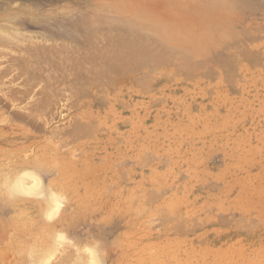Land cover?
Wrapping results in <instances>:
<instances>
[{"label": "rangeland", "instance_id": "rangeland-1", "mask_svg": "<svg viewBox=\"0 0 264 264\" xmlns=\"http://www.w3.org/2000/svg\"><path fill=\"white\" fill-rule=\"evenodd\" d=\"M213 1L215 2V0ZM219 1L220 0H217L216 3ZM119 2H121V0H0V25L9 29V32L13 33L14 39L18 38L19 36L17 34L20 35L21 33L22 36L24 35L25 37L31 38L27 39L32 42H28L26 39L24 40L25 37L23 38L22 36L18 38V40L11 39L9 41V39H7V41L0 39V164L2 166L9 164L10 166L8 165L7 167L12 166V169L18 171L23 169L27 164V159H31L33 156H39L40 158L42 156L41 159L43 162H45L44 160H47V158L54 156V163H56L57 159V161L60 160L65 164L62 163L56 170L53 168L55 170L53 175H51L52 173L50 174L53 170L49 166V160L46 161L48 164L45 162L46 164L41 165V170L45 171H41L40 175L44 184L48 185L50 181H54L58 177L57 175H59V171H62L61 169L65 170L67 168L66 166H70L71 169L77 167L78 170H83L88 164L94 165L97 168L100 166L103 167L107 156L115 155L114 152L125 151L126 149L129 152L126 153V156H124L121 159L122 161L117 165V173L112 172L110 174L113 178L107 181L105 185L107 189L104 187L105 192L102 189L103 194L99 197H92L95 199L88 205L83 204V200H85L86 197L82 199L84 190L81 186H75L76 189L79 187V191H76V189L73 190V188H67V192L65 189L63 192V189L61 190V188L57 186L51 187L53 190L56 188L54 192L63 199V202H60L62 205L59 206L58 215L53 217L48 223L51 224L53 234L55 233L58 235L57 233H61L59 235L63 236V242L66 245H61L63 244L62 242L57 243L55 246L56 248L58 247L57 251L59 253H54V256L52 255L54 258L50 257L53 259L49 261H51V264H53V262L54 264H62L60 260L62 261V259L67 257L65 258L68 260L67 264H70L71 261L73 264H77L79 263V259H76L77 251L85 247V245L87 247V244L94 246L96 243H91L96 238L97 240L95 241H98V245L100 244L101 247L102 253L100 252V254H103V256L101 255L99 257H104V264H124L122 263L123 258L120 259L121 251L114 248L115 239L120 236L118 234H124L129 231L134 232V240H138L139 248H144L142 250L138 249L131 251L134 255L132 259L136 260L138 264H150L148 261L149 255H147V253L158 254L163 248H167L168 245L173 244H181L182 246L180 245V247L175 248L176 251L171 254V260H169L167 256L161 254L162 257L160 256V260L158 259V261H161L159 264H184V260L190 257L189 251H191L190 253L203 252L202 261L199 262V264H215L212 259L214 253H225L239 246H244L249 252L261 250L262 253L260 252V254L263 255L264 0H261V7L263 8L259 7L251 12L245 11L241 16L242 20L245 22L242 21L243 23H240L243 24V26H237L243 31L247 30L249 36L251 34L249 39H247L248 42L243 39L240 43L237 42L233 44V47L226 48L227 50L225 49L221 53V56H223L221 60H224L226 55L227 59L231 56L229 57L231 62H229L232 66H230L231 64L228 63L227 60H224L225 62L223 60H214L212 63L209 62L206 64V66H208L206 70L210 72L207 73L206 71L207 75L204 74L205 66L204 69L202 68V74L199 73L201 69H196V73L192 71L190 74L191 76L188 74L189 76L184 77L181 72L180 74L179 71L176 70L178 69V61L175 59H172L174 60L172 64L170 60H167V65L165 63L163 65L157 64L155 67L153 64L150 65L149 62H146L144 64L145 67H141L146 71L144 69L140 71L139 69V73H137L138 69L136 71L130 70L129 72L126 71V73L123 72V74H125L124 76L121 73L122 77H120L121 75L119 73L120 76L118 74L115 76L111 74L112 77H110V74H106L105 80L99 73H96V77L91 73L93 77L90 75L91 77H89V79L91 78L90 80L92 81L90 82V80L87 79L89 75H86L87 77L85 78L87 80H84L87 82L89 81L88 84L92 83L89 84L91 86H88L86 82L84 86L81 83L83 82L81 78H84V76L81 74L83 73V75H85L86 70L89 69V65L86 63L90 61L93 62V60H97L98 57L97 55L93 56L90 54L89 56L97 58L94 59L92 57L93 60L88 61V59H91L88 56L89 50L87 51L86 49L88 46L84 45L85 42L80 35L71 33L69 29L74 27L75 24L72 22L76 21L75 18H84V15L89 14L88 12H95V10L120 6L121 3ZM20 5L22 7L24 6L26 9L24 10V8H21V11ZM111 10L114 11L115 9L112 8ZM115 12L120 13L118 10ZM18 13L21 15H18ZM14 15L18 16L16 17L18 19L24 17V21L21 23L19 20H15L16 18L13 19L21 26L18 27L10 18H7L9 21H5L7 20L5 17ZM80 15L83 16L80 17ZM26 19L29 20V23L26 22L25 24V21H27ZM233 20L235 21V19H230V23H233ZM11 22L14 23L13 25H16L13 27L10 25ZM37 22L40 24L38 25ZM234 23H236V21ZM18 31H20V33ZM14 32L17 33L15 34L16 36ZM22 32H25V34ZM53 33L54 35L51 36ZM61 34H63V36ZM36 36H39V38L46 37L39 39ZM50 36L52 37L51 39ZM56 36H58V40L61 41H65L68 38L69 42L68 40L66 41L69 43L70 47L67 46V42L66 45H63L64 42H62V45L63 49H66L64 46L70 48V51L68 48V51L65 50V52L67 51L66 54L64 52L65 56H68L70 60L74 56L72 54V57H69L71 53L78 54L83 51L84 48L86 49L85 51H87L88 54L86 55V53H84V56L88 58L83 59L85 57L83 55L81 56L80 53L79 56H81L82 59L77 56V58L83 60L82 64L85 66V69L87 68L86 70L77 71V63H80V67H84L81 66L82 64L79 59L76 60V55L74 56L75 59L73 58L75 61L73 59L67 61V58H63L62 54L59 55L60 57L58 56V59L63 58L66 60H63L65 62H60V60L58 61V59L56 60L53 57L50 58L51 60L48 59L47 53L51 52V48H53L51 52L53 55L55 51L56 54L58 53L57 50L61 49L60 53L62 51V45L58 41H53L56 46H53V42L49 44L52 39L55 40V38H57ZM251 38H253V41ZM43 39L44 41H41ZM45 39L48 42H45ZM70 39L71 44L74 41L72 44L73 49H71ZM100 39L101 43H103V38ZM19 40L22 42H19ZM80 40L84 46L79 45L78 47L75 43L79 41L78 44H80ZM98 40H96V43L100 42ZM74 44L76 46H74ZM57 46L61 48H55ZM93 46L95 47L96 44ZM99 46L100 45H98V47ZM102 46L101 44V48H103ZM245 46L249 52L246 51ZM41 47L43 48L41 49ZM76 47L78 48L75 49ZM94 47L93 49L100 50V47L98 49ZM36 48L38 50L41 49L40 51L44 49L45 53L48 52L46 55H39L41 52L39 53ZM45 49H47V51ZM54 49L55 51L53 52ZM239 49H244L246 52L243 51L244 53H241L242 50L240 51ZM68 52L71 53L67 55ZM246 54L250 55L247 57ZM47 60L50 61V63H47L48 65L44 63L47 62ZM53 60H55V63L52 62ZM65 63H71L72 67ZM223 63H228L229 65L225 64L227 67L223 68L224 65H221ZM147 64L152 67L151 70L148 66L146 67ZM209 65L212 66L211 69ZM55 67H57V69H55ZM61 67L64 70L62 69L61 71ZM80 67L78 66V68ZM67 68L68 71L66 70ZM153 69H155V72ZM66 71L67 73L76 72V74L74 73L72 77L71 74H67ZM79 71L82 76L81 78H79V76L75 77L79 74ZM55 72L59 73L60 76L59 74L56 76ZM87 72L89 73L90 70ZM192 73L194 74L192 75ZM228 73L231 74L228 76ZM66 74L70 75V78L66 76ZM97 77L100 82L97 81ZM101 77L103 80L100 79ZM232 77L234 79H232ZM44 78L45 81H41ZM67 78L69 80H67ZM94 78L96 81H94ZM107 78L111 79L107 80ZM50 79H52V81H49ZM54 79L57 83L59 82L60 85L54 84L56 83ZM63 80L64 82H62ZM141 81L143 83H141ZM48 82H50V84ZM55 85L58 86H56V93L54 94L53 91H55V88L53 86ZM83 87L86 88L84 89ZM82 88L84 91L80 90ZM53 95L55 96L53 97ZM48 97L49 101L47 99ZM181 106L183 108H181ZM93 125H95L97 129H94ZM85 127L87 129L93 127V129H89L90 133L85 134ZM189 127H191V133L188 132L187 135L183 134V137L182 135L178 136V133H176L177 129ZM73 128L76 136L72 133ZM79 129L82 130V132ZM77 130L79 132H77ZM89 130L87 132H89ZM78 133H81V135ZM70 134H73L75 139ZM77 135H79L80 138H78ZM179 138L180 140H177ZM145 145H148L150 149H142ZM244 147H256L258 156L253 155L254 158L244 156L242 154V148ZM136 149L145 150L147 154L143 153V151L142 158L146 160V163H141L140 165L142 158L138 160L135 156L138 152L135 151ZM147 151L150 152L148 153ZM230 154L237 160L236 162H240L239 164L242 165V168H238L235 165L230 159ZM250 158H253V160L251 161ZM167 161L171 163L169 162V164H167ZM137 163H139V165ZM153 173L156 174L155 177L157 180L155 181L157 185H155L157 187L147 185L145 186V192L141 184L152 177L151 175ZM55 174L57 175L55 176ZM53 176H55L54 179H52ZM66 180L68 181L69 179L66 178L65 181ZM65 181L63 180V184L67 182ZM71 183L72 182H70V185L68 184L69 187H73ZM139 186L141 187L140 190ZM131 187L133 188V192ZM57 188L59 192H56L58 191ZM153 188L155 189L154 192L151 191ZM147 189L149 190L147 191ZM136 191L138 192L136 193ZM181 191H183V193ZM144 192L145 194L148 192L149 195H144ZM156 192L159 194L157 195ZM133 193H136L135 196H133ZM61 194L62 196H60ZM130 194L132 195L131 199L136 197V199H132L137 202L133 209H138L139 205V209H141L144 205V207L146 206L144 210H146L141 212L142 214L135 213L134 211L136 210L132 211L133 209L127 212L125 211L122 216L123 220L119 214L118 216L117 213L114 214L111 210L114 209V204L117 201L120 199L122 201L125 198L127 199ZM174 195L175 198L178 196L177 198H180L179 200L181 202H178V206L175 204L173 207V209H175L173 211L171 209L170 211L172 212L170 213L167 210L168 208L166 209L162 203L163 201L164 204L165 202L170 203L169 201L174 199ZM239 195H243V197L239 199ZM153 197L155 201H153ZM149 198L152 203L149 201L147 203V200H144L142 203L143 199L150 200ZM226 198L228 199L226 200ZM1 199L0 201L2 202L3 198ZM39 199L32 198L26 201H18L15 206L12 205L6 208H3V203L0 202V253L2 254L0 255V264H26L27 260H29L27 263L29 264L31 262L30 259L33 261L35 258L37 259V255H39L43 249L47 248L49 243L51 244L49 247L55 243L47 238H44L43 242L42 239H38L37 241L35 239L36 242L33 239L36 238V232L33 231L38 229L37 224L45 222L37 218L39 217L37 214L40 213L39 211V213L36 212L38 210L37 206L42 201V198ZM36 201H38V203ZM220 201H222L223 204L217 206L219 203H222ZM35 202L37 204H34ZM255 202H262L263 204L253 208ZM187 203L188 205H186ZM210 205H212V207ZM155 206L161 207L160 210H162V212L156 211L157 208ZM126 213L132 215L130 216ZM164 215L167 217L168 222ZM163 217L165 219L163 220L164 223L161 221ZM156 218L158 221H156ZM182 218H184V221ZM151 219L156 220H154V222ZM125 222H134V224L128 227ZM99 223L101 226H97ZM146 223H149L150 226ZM26 225H28L30 230ZM17 226L20 227L18 228ZM14 227L23 232L21 233L19 232L20 230H15ZM25 227L27 229H25ZM54 229L58 232L56 233ZM101 229L104 230V233ZM32 234L35 236L32 237ZM91 238L94 239L92 240ZM8 240L10 242H8ZM29 243L31 244L29 245ZM5 244L7 245L6 247ZM28 246H35L38 251L41 250L39 253L37 252V254L35 253V251H37L35 248H32L33 250L29 248L30 252L32 254L34 253L37 257L34 254V257H31V254V258L27 257L28 259H26L25 256ZM40 246H44L45 248L42 247L43 249H41ZM148 248H150V250ZM151 248H153L152 252ZM17 252L19 254H17ZM20 252L25 253L21 254ZM139 253L142 254L139 255ZM83 257L80 258H82L83 261L84 259L86 260V258L83 259ZM205 258L206 260H204ZM82 260L80 259L79 261ZM58 261L59 263H57ZM151 263L154 264L152 261Z\"/></svg>", "mask_w": 264, "mask_h": 264}, {"label": "bare ground", "instance_id": "bare-ground-1", "mask_svg": "<svg viewBox=\"0 0 264 264\" xmlns=\"http://www.w3.org/2000/svg\"><path fill=\"white\" fill-rule=\"evenodd\" d=\"M211 0V1H207V0H121V5L120 6H113V7H109L107 9H100V10H95V12H88L89 14H86L87 15H84V18H74L76 19L75 22H71L74 23V27H71L69 29V31L71 33H76V35H80V37L82 38V40L85 42V46L87 45L88 47H86L87 51L89 50V54L87 53V51H85L86 49L84 48L83 51L79 52L81 54V56L85 55L84 53H86V55L88 54V56L91 54L93 56L97 55V60H93V58L91 56H89V58L91 59H88L89 60H93L96 61L94 63H98V64H94L92 61V63L88 62L86 63L87 65H89V69H85V66H83V60H81V56H79V53L78 54H74V53H71V56L69 57H72V54L76 57V60H78L80 57L81 59H79L81 61V66H83L84 68L80 67V63L78 64L77 63V71L78 70H86V74L83 75V73L81 74L80 71H79V74L76 75L75 77L79 76V78H81L82 76H84V78L82 77L81 80L83 79V82L82 85H86V83L88 84L87 81H84L88 75V80L89 77H93V75L96 77L97 74L96 73H99V75H101L103 77V79L106 80L105 76L106 74H110V77H112L111 74H114L117 75L118 73L121 75L124 76L126 73V71H136L137 69V73H139V69L140 71L143 70L141 67L144 66L145 67V63L146 62H149L150 65L153 64V66L155 67V65H163L164 63L167 65V60L171 61V64L174 62V60L172 59H175L178 61H176V63L178 64V67L177 65L174 63V65H176V67L179 71V73L181 72L184 77L186 76H189L191 74V72H195L196 69H201L199 73L202 74V68L204 69V67L206 66L207 63L214 61V60H219V61H222L221 60V53L223 52V50H225L226 48H229L231 47L233 44L242 41L243 39H245V41H247V39H249V32L246 31H243L241 30V28H238L237 26L238 25H242L243 24H240V23H243L245 21L242 20V14L246 11V12H251L253 10H255L256 8H263L261 7V0H220L218 3H216L217 0H215V2ZM117 4H118V1H117ZM116 4V5H117ZM263 4V2H262ZM14 5V4H13ZM21 6V5H20ZM19 6V7H20ZM21 8H24V6L20 7ZM114 8L115 10L112 11L111 9ZM19 9V10H20ZM26 8H24L25 10ZM116 10L120 11V13H117L115 12ZM17 11V10H16ZM22 11V9H21ZM25 12V11H23ZM22 12V13H23ZM16 13V12H14ZM26 13V12H25ZM65 13V12H64ZM67 13V12H66ZM91 13V14H90ZM20 13H18L19 15ZM27 14V13H26ZM16 15V14H15ZM9 16V17H5L6 19L7 18H10L11 20L15 19L16 17L18 16ZM21 15V14H20ZM24 15V14H23ZM83 15H80V17H82ZM64 17V16H63ZM22 18V17H21ZM16 18L15 20H19L20 23L23 22V18ZM67 18V17H65ZM71 18V17H69ZM21 19V20H20ZM63 19V18H62ZM78 19V20H77ZM230 19H235L236 23H234L235 21L233 20V23H230ZM4 20V19H3ZM13 20L15 23L17 21ZM27 20V19H26ZM38 20L40 21V19L38 18ZM5 21H9V19L5 20ZM12 21V22H13ZM38 21V22H39ZM243 21V22H242ZM10 23V25H12L13 27L15 25H13L14 23ZM29 23V20L25 21V24ZM37 22V24H38ZM43 22V21H41ZM9 23V22H7ZM5 23V24H7ZM19 23V22H18ZM31 23H35V22H31ZM40 24V23H39ZM38 24V25H39ZM47 24V23H46ZM18 25V24H17ZM36 25V24H35ZM62 25V24H61ZM21 26L20 24L18 25V27ZM59 26V25H58ZM68 26V25H67ZM66 26V27H67ZM21 28V27H20ZM68 28V27H67ZM19 29V28H18ZM56 29V28H55ZM60 29V28H59ZM66 29V28H65ZM21 30V29H20ZM58 30V29H57ZM52 31V29H51ZM64 31V30H63ZM256 31V30H255ZM20 33V31H18ZM49 32V30H48ZM62 32V31H61ZM65 32V31H64ZM69 32V33H70ZM23 33V32H22ZM27 33V32H26ZM47 33V31H46ZM45 33V35H46ZM17 34L16 32H14V35ZM25 34V32L23 33ZM57 34V33H55ZM60 34V33H59ZM72 34V36H73ZM18 38H20L22 35L20 33L17 34ZM27 35V34H26ZM44 35V34H43ZM48 35V34H47ZM53 34H51V36H53ZM63 36V34H61ZM65 35V34H64ZM68 35V34H67ZM16 36V35H15ZM50 36V39L52 38ZM23 38L25 37L24 35L22 36ZM37 37V36H36ZM46 37V36H45ZM45 37H40L39 36L37 38L39 39H42V38H45ZM55 37V36H54ZM57 38H55V40H49V44H52V42L54 41H58L59 43H61V45L63 44L62 42H64L63 45H66V40H68V38L64 41V40H58V36H56ZM65 37V36H64ZM18 38L14 39L13 37V33H10L9 32V29H6V27H4L3 25H0V39H4V40H7L9 39V41L12 39L14 40H18ZM21 38V39H23ZM29 37H25L24 40L26 39V41L28 42H31L29 39H27ZM35 38V37H34ZM61 38V37H60ZM100 38H103V43H101V39ZM57 39V40H56ZM99 39V40H98ZM252 41H253V38H251ZM250 39V40H251ZM100 41L98 43H96L97 41ZM249 40V42H250ZM1 41V40H0ZM8 41V40H7ZM35 41V40H34ZM40 41V40H39ZM41 41H44L41 40ZM19 42H22L19 40ZM45 42H48L46 39H45ZM53 42V44H54ZM69 42V40H68ZM67 42V46H69V43ZM95 42V43H94ZM248 42V41H247ZM12 43V41H11ZM27 43V42H25ZM32 43V42H31ZM41 43V42H40ZM57 43V42H56ZM74 43V41L72 42V44ZM79 43V41H78ZM78 43H75L77 44V46L79 47V45L81 46H84L82 45L83 43H81V40H80V44ZM16 44V43H15ZM14 44V45H15ZM18 44V42H17ZM24 44V42H23ZM43 44V43H42ZM71 44V39H70V45H71V49H73V45ZM74 44V46H76ZM96 44V48L98 49L100 47V50H95L93 49V45ZM101 44L103 45L101 48ZM6 45V44H4ZM9 45V44H8ZM13 45V46H14ZM63 45L61 46L62 47V51L60 53V50H57V54H56V51L55 49L53 50V52L55 53L53 55L52 52V49L51 48V52L47 53V49H45L47 52V56H48V59L51 60L50 58L53 57L54 59H58V56L60 54H62L63 58L65 57V59L67 58V61H71L73 58L75 59V57L73 56V58L70 60L68 59V56H65L66 52L70 49L68 48L67 46H64L66 49H63ZM98 45H100L98 47ZM239 45V44H237ZM25 46V44H24ZM39 46V45H38ZM53 46H56L55 44ZM236 46V45H235ZM17 47V46H16ZM27 47V46H26ZM49 47V46H48ZM60 46L58 47H55V48H61ZM78 47H76L75 49H77ZM94 47V48H95ZM233 47V46H232ZM246 47V46H245ZM43 47H41L42 49ZM68 48V50H67ZM83 48V47H82ZM37 49V48H36ZM41 49H37L39 51V53L41 52V54L39 55H46V53L44 52V49L43 51H40ZM49 49V48H48ZM65 50H67L65 52ZM82 50V49H81ZM95 50V51H93ZM227 50V49H226ZM240 50V49H239ZM242 50V49H241ZM240 50V51H241ZM28 51V50H27ZM70 51V50H69ZM85 51V52H84ZM97 51V52H96ZM237 51V50H236ZM235 51V52H236ZM244 51V49L241 51V53ZM246 51L249 52L247 50V47H246ZM244 51V52H246ZM65 52V54H64ZM243 52V53H244ZM69 52L67 53V55L70 54ZM257 53V52H256ZM38 54V53H37ZM50 54V55H49ZM225 54V53H224ZM248 54V53H247ZM246 56L248 57L249 55ZM31 55V54H30ZM56 55V56H55ZM223 55V54H222ZM229 55V54H228ZM60 57V56H59ZM85 57V56H84ZM225 57V56H224ZM231 57V56H229ZM229 57L227 59V55H226V59L224 58V60L228 61V63L231 62V59L229 60ZM252 57V55H251ZM63 58H60L58 59V61L60 60V62H65L66 60L63 59ZM88 58L87 56L83 59H86ZM94 58V59H96ZM256 58V57H255ZM258 58V57H257ZM26 59V58H25ZM73 59V60H74ZM233 59V58H232ZM27 60V59H26ZM25 60V61H26ZM62 60V61H61ZM65 60V61H63ZM223 60V61H224ZM21 61V60H20ZM29 61V60H28ZM36 61V60H35ZM45 61V60H44ZM55 60H53L52 62H54ZM75 61V60H74ZM163 61V63H162ZM166 61V62H165ZM173 61V62H172ZM219 61H215V62H219ZM224 61V62H225ZM230 61V62H229ZM257 61V60H256ZM43 62V61H42ZM50 63V61L47 60V62H44V63ZM86 62V61H85ZM31 63V62H29ZM55 63V62H54ZM57 63V62H56ZM76 63V62H74ZM227 63V64H228ZM22 64V63H21ZM25 64V63H24ZM32 64V63H31ZM61 64H64V63H61ZM66 64V63H65ZM91 64V65H90ZM226 64V63H225ZM224 63L221 64L223 66V68H226L227 64L225 65ZM231 64V63H230ZM48 65V64H47ZM66 65H71V63H68ZM85 65V64H84ZM215 65V64H214ZM229 65V64H228ZM25 66V65H24ZM22 66V67H24ZM31 66V65H29ZM28 66V67H29ZM59 66V65H58ZM74 66V65H73ZM78 66L80 68H78ZM148 66V64L146 65V67ZM165 66V65H164ZM232 66V64L230 65ZM254 66V65H252ZM257 66V65H256ZM49 67H50V64H49ZM52 67V66H51ZM72 67V65H71ZM87 67V66H86ZM151 70L152 67L148 66ZM157 67V66H156ZM208 66H206L205 68V72L204 74L207 75V73H210L208 72L206 69H207ZM229 67V66H228ZM66 68V66H65ZM69 68V67H68ZM68 68L66 69L68 71ZM76 68V67H75ZM74 68V69H75ZM209 68L211 69L212 66L209 65ZM208 68V69H209ZM233 68V67H232ZM235 68V67H234ZM253 68V67H252ZM36 69V68H34ZM55 69H57V67H55ZM60 69V68H59ZM62 67H61V71H62ZM72 69V68H71ZM73 69V70H74ZM26 70V68H25ZM38 70V69H37ZM36 70V71H37ZM48 70V69H47ZM53 70V69H52ZM64 70V69H63ZM70 70V69H69ZM72 70V72H73ZM90 70V74L87 72ZM145 70V69H144ZM149 70V69H148ZM155 69H153L154 71ZM60 71V72H61ZM66 71V73H67ZM76 71V70H74ZM95 71V72H94ZM146 71V70H145ZM152 71V72H153ZM207 71V73H206ZM228 71V70H227ZM27 72V71H26ZM39 72V71H38ZM155 72V71H154ZM153 72V73H154ZM197 72V73H198ZM56 73V72H55ZM54 73V74H55ZM65 73V72H64ZM63 73V74H64ZM70 72H68L67 74H69ZM76 74V72H74ZM74 73H70L71 76L73 75L74 76ZM78 73V72H77ZM88 73V74H87ZM93 73V75L91 74ZM135 73V72H134ZM151 73V74H153ZM180 73V74H181ZM196 73V72H195ZM198 73V74H199ZM36 74V73H35ZM59 73H56V76H58ZM66 76H70V75H67ZM82 76H81V75ZM104 74V75H103ZM118 74V75H119ZM187 74V75H185ZM189 74V75H188ZM194 73H192L193 75ZM226 74V73H225ZM229 74L231 73H228V76ZM233 74V73H232ZM62 75V74H61ZM87 75V76H86ZM91 75V76H90ZM119 75V76H120ZM122 75L120 77H122ZM134 75V74H133ZM143 75V74H141ZM145 75V74H144ZM147 75V74H146ZM31 76V75H30ZM55 76V75H54ZM53 76V77H54ZM60 76V74H59ZM72 76V77H73ZM109 76V75H108ZM148 76V75H147ZM146 76V77H147ZM191 76V75H190ZM233 76V75H232ZM42 77H43V74H42ZM41 77V78H42ZM52 77V76H51ZM62 77V76H61ZM102 77L100 78L101 80ZM231 77V76H230ZM48 78V76H47ZM50 78V76H49ZM70 78V77H69ZM53 79V78H52ZM52 79H50L49 81H52ZM72 79V78H71ZM70 79V80H71ZM76 79V78H75ZM86 79V80H87ZM97 81H99V78L97 77L96 78ZM96 79L94 78V81H96ZM110 80L111 78H107V80ZM230 79V78H229ZM232 79H234L232 77ZM36 80V79H35ZM55 80V79H54ZM62 80V79H60ZM67 80H69L67 78ZM146 80V79H144ZM154 80V79H153ZM29 81V79H28ZM41 81H45V78ZM40 81V82H41ZM59 81V80H57ZM80 81V80H79ZM92 80H90L91 82ZM38 82V81H36ZM42 82V83H43ZM56 82V80L54 81ZM64 82V80L62 81ZM70 82V81H69ZM75 82V81H74ZM86 82V83H85ZM100 82V81H99ZM140 82V81H139ZM145 82V81H144ZM149 82V81H148ZM178 82V80H177ZM232 82V81H231ZM46 83V82H45ZM50 84V82H48ZM76 83V82H75ZM74 83V84H75ZM95 83V82H94ZM93 83V84H94ZM138 83V82H136ZM141 83H143L141 81ZM179 83V82H178ZM54 84H59V82L57 83H54ZM78 84V83H77ZM89 84H92V83H89ZM88 86H91L89 85ZM139 84V83H138ZM227 84V82H226ZM60 85V84H59ZM81 85V84H80ZM79 85V87H80ZM84 85V86H85ZM49 86V85H48ZM47 86V88H48ZM56 86L58 85H55L53 86L55 88V91L54 94L56 93ZM86 86V87H88ZM109 86V85H108ZM76 87V86H75ZM74 87V88H75ZM82 87V86H81ZM86 87H83L84 89ZM80 89L82 91H84V89ZM49 89V88H48ZM53 89V88H52ZM78 89V87H77ZM143 89V88H142ZM252 89V88H251ZM51 90V89H50ZM54 90V89H53ZM79 90V91H80ZM47 91V90H46ZM45 91V92H46ZM58 91V90H57ZM78 91V92H79ZM48 93V92H47ZM62 93V91H61ZM58 94V92H57ZM56 94V95H57ZM164 95V94H163ZM7 96V95H6ZM49 97H52L50 95H47ZM55 95H53L54 97ZM5 97V96H4ZM3 97V98H4ZM49 97L47 98L48 101H49ZM249 97V96H248ZM9 99V97H8ZM46 99V97H45ZM52 99V98H51ZM10 101V99H9ZM193 102V101H192ZM176 103V102H175ZM152 104V103H151ZM150 104V105H151ZM181 108H183L181 106ZM178 109V108H177ZM188 109V108H186ZM203 110V109H202ZM211 111V110H210ZM195 112V111H194ZM203 113V112H201ZM247 114V112H246ZM197 115V114H196ZM176 116V115H175ZM199 116V115H198ZM201 116V115H200ZM214 116V115H213ZM248 116V115H247ZM185 119V118H184ZM195 120V119H194ZM12 121V120H11ZM262 121V120H261ZM77 122V121H76ZM159 123V122H158ZM76 125V124H74ZM78 125V124H77ZM80 125V124H79ZM113 125V124H112ZM87 126V125H86ZM192 126V125H191ZM75 127V126H74ZM84 127V126H83ZM82 127V128H83ZM88 127V126H87ZM94 129L96 128L95 125H93ZM93 127L89 128V129H93ZM147 127V126H146ZM257 127V126H256ZM78 128V127H77ZM86 132H84L85 134L87 133H90V130L87 129L86 127L84 128ZM87 129V130H86ZM97 129V128H96ZM99 129V128H98ZM80 130V129H79ZM89 130V132H87ZM254 130V129H253ZM82 132V130H80ZM96 131V130H95ZM144 131V130H143ZM191 127L189 128H185V129H177L176 130V133H178V136L182 135L183 137V134L187 135L188 132L191 133ZM223 131V130H222ZM76 132V131H75ZM77 132H79L77 130ZM92 132V130H91ZM111 132V131H110ZM114 132V131H113ZM72 133L76 136V133H74V128H73V131ZM83 133V135H84ZM221 133V132H219ZM234 133V132H233ZM261 133V132H260ZM73 134H70L72 135V137H74L75 139V136ZM81 135V133H78ZM211 135V134H210ZM78 138H80L79 135H77ZM91 136V135H90ZM151 136V135H150ZM71 137V138H72ZM88 137V136H87ZM200 137V136H199ZM77 139V138H76ZM177 140H180L177 139ZM227 140V139H226ZM128 144V143H127ZM143 144V143H142ZM61 145V144H59ZM180 145V144H179ZM245 146V145H244ZM66 147V146H65ZM107 147V146H106ZM219 147V146H218ZM222 147V146H221ZM182 148V147H181ZM130 149V148H129ZM142 149H150V147L148 145H145L142 147ZM242 154L244 156H249V157H253V155L255 156H258V152H257V149L256 147L255 148H250V147H244L242 148ZM176 150V149H175ZM135 151H138L135 155L138 160L141 159L143 156H142V152L143 153H146L145 150H138L136 149ZM134 151V152H135ZM238 151V149H237ZM111 152V151H110ZM124 152V153H123ZM148 152V151H147ZM150 152V151H149ZM148 152V153H149ZM203 152V151H202ZM77 153V152H76ZM126 153H129L128 150L126 149L125 151H117L116 153L114 152L115 155H109V156H105L106 159L104 161V166L103 167H96L94 165H91V164H88V166L83 169V170H78L77 167L71 169L70 166H66L67 168L65 170L61 169L62 171H59V175L55 174V176L57 175L58 177L54 180V181H48L49 184L48 185H45L44 182H43V179L41 177V165H44L46 164L47 160H49V166L50 168L53 170V171H49L51 175H53V172L55 173V170L57 168L60 167V165L63 163L62 161H57L56 159V163H54V156L53 157H50V158H47V160H44L45 162L42 161V156L41 158L39 156H33L31 159H27V164L25 165V167L23 169H20L18 171H15V169H12V166L11 167H7L8 165H4L0 166V197L3 198V201L1 203L2 204V207L3 208H6L8 206H12V205H16V203L18 201H23V200H30L32 198H42V201L40 202V204H38V210L36 212H38L39 214H37L39 217H37L38 219H40L41 221H45L43 223H39L37 224L38 225V229L33 232H36V238H33L34 241L36 239V241L38 239H42V242H43V239L44 238H47L49 239L51 242H55L52 246L49 247V245H51L50 243H46L48 244L47 248H45L44 246H42L43 249L41 246V249H43V251L40 252L39 255H34L37 257V259L35 258V260H31L30 259V263L29 264H51V261H49L51 258L50 257H53L54 253L58 252L57 251V248H56V244L57 243H63L61 245H66L64 244V238L62 235H59L61 234L60 232L57 233L58 231L56 229H54L56 231V233L58 235H55L53 234V230L51 228V224H49L48 222L50 220L53 219V217H55L56 215H58V209H59V206L62 205L60 204V202L62 201L63 202V199H61L58 194L56 193L55 194V190L56 188H51L52 186L55 187L57 186L58 188H61V190L63 189V192H64V189L66 190L67 192V188H73L76 189V185L78 186H81L84 190L83 194H82V199H84L86 197V201L83 200V204L85 205H88L90 203L93 202V199L95 198H92V197H99L101 196V194H103V191H104V187L106 188L107 186L106 183L107 181H110V179H112L113 177L110 176V174L112 172H115L117 173V165L119 164L120 161H122L121 159L126 156ZM154 153V151H153ZM234 153V152H233ZM40 154V153H39ZM44 154V152H43ZM41 154V155H43ZM47 154V153H46ZM80 154V153H79ZM78 154V155H79ZM147 154V153H146ZM74 155V154H73ZM81 155V154H80ZM132 155V154H131ZM46 156V155H44ZM133 156V155H132ZM72 157V155H71ZM74 157V156H73ZM147 157V156H146ZM150 157V156H149ZM165 157V156H164ZM8 158V157H7ZM44 158V157H43ZM53 158V159H52ZM152 158V157H151ZM150 158V159H151ZM156 158V157H155ZM166 158V157H165ZM253 158L250 160L252 161ZM45 159V158H44ZM131 159V158H130ZM167 159V158H166ZM203 159V158H202ZM230 159L235 163V165L238 167V168H242V165L239 164L240 162H236L237 160H235L233 158V155L230 154ZM5 160V159H4ZM104 160V159H103ZM127 160V159H126ZM136 160V159H135ZM163 160V159H162ZM168 160V159H167ZM102 161V160H101ZM141 161V160H140ZM145 161V162H144ZM165 161V160H163ZM162 161V162H163ZM244 161V160H243ZM100 162V161H99ZM124 162V160H123ZM135 162V161H134ZM168 162V161H167ZM170 162V161H169ZM169 162L167 164H169ZM47 163V164H48ZM60 163V164H59ZM102 163V162H101ZM141 163H146V160H143L142 158V162H140V165ZM164 163V162H163ZM171 163V162H170ZM65 164V163H63ZM124 164V163H123ZM139 165V163H137ZM142 164V165H143ZM162 164V163H161ZM166 164V163H165ZM166 164V165H167ZM183 164V163H182ZM185 164V163H184ZM68 165V164H67ZM72 165H75V164H72ZM81 165V164H80ZM164 165V164H163ZM234 165V164H233ZM10 166V165H9ZM120 166V165H119ZM198 166V164H197ZM141 167V166H140ZM166 167V166H165ZM164 167V168H165ZM191 167V166H190ZM199 167V166H198ZM45 168H46V165H45ZM55 170H54V169ZM149 168V167H147ZM163 168V169H164ZM168 169V168H167ZM173 169V168H172ZM171 169V171H172ZM98 170V171H97ZM188 170V169H187ZM231 170V169H230ZM40 171V172H39ZM45 171V170H43ZM42 171V172H43ZM96 171H97V175H96ZM126 171V170H125ZM140 171H141V168H140ZM162 171V170H161ZM166 171V170H165ZM240 171V170H239ZM99 172V173H98ZM128 172V171H127ZM126 172V173H127ZM180 172V171H179ZM114 173V174H115ZM125 173V174H126ZM163 173V172H162ZM170 173V172H169ZM44 174V173H43ZM121 174V173H119ZM124 174V173H123ZM136 174V173H135ZM154 174V173H153ZM151 175L152 177H150L147 181H145L144 183H142L141 185L143 186L144 188V191L146 192L145 190V186H151V187H155L157 184H156V177L154 175ZM184 174V173H182ZM47 175V174H46ZM45 175V176H46ZM61 175V176H60ZM116 175V174H115ZM172 175V174H171ZM52 179H54V177ZM145 176V175H144ZM148 176V175H147ZM184 177V175H183ZM187 177V176H186ZM69 179L67 182L65 181V179ZM116 178V177H115ZM160 178V177H159ZM162 178V176H161ZM167 178V177H166ZM189 178V177H187ZM192 178V177H190ZM47 179V178H46ZM51 179V178H50ZM165 179V178H163ZM169 179V178H168ZM182 179V178H181ZM193 179V178H192ZM206 179V178H205ZM49 180V179H47ZM63 180L66 182L63 184ZM73 180V181H72ZM118 180V179H117ZM178 180V178H177ZM194 180V179H193ZM225 180V179H224ZM223 180V181H224ZM235 180V179H234ZM240 180V179H239ZM163 181V180H162ZM191 181V180H190ZM47 182V181H46ZM70 182H72L71 184H73V187H69L70 185ZM126 182V181H125ZM158 182V181H157ZM181 182V181H180ZM179 182V183H180ZM184 182V181H183ZM117 183V182H116ZM119 183V182H118ZM131 183V182H129ZM175 183V182H174ZM199 183V182H198ZM254 183V182H253ZM69 184V185H68ZM156 184V185H155ZM140 185V186H141ZM173 185V184H171ZM183 185V184H182ZM139 186V190L141 189V187ZM160 186V184H159ZM163 186V185H162ZM251 186V185H250ZM249 186V188H250ZM75 187V188H74ZM157 187V186H156ZM161 187V186H160ZM186 187V186H185ZM189 187V186H188ZM202 187V185H201ZM240 187V186H239ZM244 187V186H243ZM242 187V188H243ZM57 188V189H58ZM79 187H77L76 191L78 190ZM109 188V187H108ZM132 188V187H131ZM171 188V187H170ZM175 188V186H174ZM103 189V191H102ZM107 189V188H106ZM136 189V188H134ZM154 189V188H153ZM151 190V191H155L154 190ZM157 189V188H156ZM162 189H165V188H162ZM169 189V188H168ZM190 189V188H189ZM53 190V191H52ZM72 190V192H73ZM132 192H133V188L131 189ZM138 190V189H137ZM143 190V189H142ZM149 189H147L148 191ZM183 190V189H182ZM230 190V189H229ZM242 190V189H241ZM79 191V190H78ZM102 191V193H101ZM108 191V190H106ZM130 191V190H129ZM150 191V192H151ZM185 191V190H184ZM189 191V190H188ZM191 191V190H190ZM56 192H59V189L58 191ZM105 192V191H104ZM138 191H136L137 193ZM144 192V195L148 194L149 193L147 192L145 194ZM183 193V191H181ZM74 193V192H73ZM86 193H87V196H86ZM135 193V194H136ZM152 193V192H151ZM157 195L159 194L158 192H156ZM229 193V192H228ZM60 194V193H59ZM106 194V193H105ZM134 194V193H133ZM135 194L133 196H135ZM178 194V193H177ZM181 194V193H180ZM212 194V193H211ZM220 194V193H219ZM242 194V193H241ZM152 195V194H151ZM155 195V194H153ZM183 195V194H182ZM185 195V194H184ZM209 195V194H208ZM62 196V194L60 195ZM108 196V194H107ZM118 196V195H116ZM127 196V195H126ZM141 196V194H140ZM186 196V195H185ZM255 196V195H254ZM132 195H128V198L124 199L123 201L120 199L119 201H117L115 204H114V209L111 210L112 213H117V215L119 214L120 217L122 218V216L124 215V212L133 209L134 208V205H136L134 200L132 199H136V197H133L131 199ZM144 197V196H143ZM148 197V196H147ZM152 197V196H151ZM158 197V196H157ZM178 197V196H177ZM175 198V195H174V199L173 200H170L169 201V198H168V202H165L164 204V201H163V206L166 207V209L168 210V212H172L174 209V205L178 204V202L180 201L179 199L180 198ZM243 195H239V199L242 198ZM257 197V196H256ZM0 198V199H1ZM64 198V196H63ZM102 198V197H101ZM154 198V197H153ZM152 198V200H153ZM159 198V197H158ZM189 198V197H188ZM215 198V197H214ZM258 199H260L259 197H257ZM61 199V200H60ZM150 199V198H149ZM186 199V198H185ZM218 199V197H217ZM216 199V200H217ZM228 198H226L227 200ZM2 200V199H1ZM40 200V199H39ZM118 200V199H117ZM139 200V199H138ZM141 200V199H140ZM144 200H147L146 202L148 203V201L150 203L151 202V199L148 200V199H143L142 203L144 202ZM213 200V199H211ZM155 201V198L154 200ZM186 201V200H185ZM38 203V201H36ZM34 203V204H37V203ZM134 202V203H133ZM139 202V201H138ZM181 202V201H180ZM187 202V201H186ZM214 202V201H213ZM222 202V201H220ZM233 202V201H232ZM168 203V204H167ZM185 203V202H184ZM212 203V202H211ZM139 204V203H138ZM220 204H223L222 203H219V205L217 206H220ZM260 204H263L262 202H258L254 204V207L253 208H256L257 206L259 207ZM149 205V204H148ZM188 205V203L186 204ZM162 206V205H161ZM178 206V205H177ZM183 206V204H182ZM185 206V205H184ZM203 206V205H202ZM205 206V205H204ZM209 206V205H208ZM212 207V205H210ZM214 206V205H213ZM236 206V205H234ZM62 207V206H61ZM138 207V205H137ZM146 207V206H145ZM144 205L140 208V205H139V208L137 209H133L132 211H134L135 213H138V214H142L141 212L145 211L144 210ZM156 207V206H155ZM215 207V206H214ZM19 208V207H18ZM148 208V207H147ZM156 211H160L162 212V210H160L161 207H156ZM163 208V207H162ZM189 208V207H188ZM71 209V208H70ZM172 209V211H170ZM225 209V208H224ZM187 210V209H186ZM164 211V210H163ZM189 211V210H188ZM192 211V210H191ZM35 212V213H36ZM152 212V211H151ZM167 212V211H166ZM131 213V212H130ZM156 213H159V212H156ZM3 214V213H1ZM12 214V213H11ZM126 214H129V213H126ZM125 214V215H126ZM137 214V215H138ZM162 214V213H161ZM161 214H158V215H161ZM118 215V216H119ZM130 215V214H129ZM132 215V214H131ZM130 215V216H131ZM193 215V214H192ZM112 216V215H111ZM116 216V215H115ZM140 216V215H139ZM169 216V215H167ZM190 216V214H189ZM153 217V216H152ZM164 217H166L164 215ZM164 217L160 218V220L164 223L163 220ZM170 217V216H169ZM168 217V219H169ZM148 218V217H147ZM123 219V218H122ZM146 219V218H145ZM157 219V218H156ZM154 219V220H156ZM37 220V219H36ZM35 220V222H36ZM106 220V219H105ZM118 220V219H117ZM124 220V219H123ZM127 220V219H126ZM152 221H154L153 219H151ZM182 220L184 221V218H182ZM39 221V222H41ZM102 221V220H101ZM107 221V220H106ZM137 221V220H135ZM158 221V219L156 220ZM160 221V222H161ZM166 221H167V217H166ZM181 221V220H180ZM193 221V220H192ZM32 222V221H30ZM34 222V221H33ZM38 222V221H37ZM108 222V221H107ZM122 222V220H121ZM151 222V221H150ZM155 222V221H154ZM168 222V221H167ZM182 222V221H181ZM47 225H45V224ZM52 223V222H50ZM56 223V222H55ZM104 223V222H102ZM126 225L128 227H130L131 225L134 224V222H125ZM237 223V222H236ZM251 223V221H250ZM27 224V223H26ZM106 224V223H105ZM110 224V223H108ZM119 224V223H118ZM145 224V223H144ZM149 225V223H146ZM178 224V223H177ZM183 224V223H182ZM245 224V223H244ZM32 225V224H31ZM30 225V227H31ZM36 225V226H37ZM52 225H55V224H52ZM125 225V224H124ZM186 225V224H185ZM193 225V224H192ZM28 227V225H26ZM34 226V225H32ZM97 226H101L100 223L97 224ZM104 226V224H103ZM106 226V225H105ZM150 226V225H149ZM154 226V225H153ZM164 226V225H163ZM180 226H183V225H180ZM249 226V225H248ZM7 227V226H6ZM18 228L20 226H17ZM245 227V226H243ZM55 228V227H53ZM101 228V227H100ZM114 228V227H113ZM170 228V227H169ZM193 228V227H192ZM200 228V227H199ZM6 229V228H5ZM8 229V227H7ZM15 229V227H14ZM25 229H27L25 227ZM28 229L30 230V228L28 227ZM108 229V228H107ZM121 229V228H120ZM153 229V228H152ZM194 229V228H193ZM17 230V228L15 229ZM20 229H18L17 231H19ZM39 230V231H38ZM102 230V229H101ZM5 231V230H4ZM8 231V230H6ZM103 233H104V230H102ZM21 232V230L19 231ZM23 232V231H22ZM21 232V233H22ZM27 232V231H26ZM99 232V231H98ZM187 233V232H186ZM207 233V232H206ZM9 234V232H8ZM63 234V233H62ZM92 235V234H91ZM120 235L119 237L121 238H117L115 239V247L116 250L118 251H121V257L120 259H122V263L124 264H138V262L136 260H133L132 258L134 257L133 255V252H131L132 250H138V249H144V248H139V242L138 240H134L135 239V234L133 231H129V232H126L124 234H118ZM9 236V235H8ZM30 236V235H29ZM35 235L32 234V237H34ZM65 236V235H64ZM95 237V236H94ZM67 238V237H65ZM4 239V237H3ZM9 239V238H7ZM15 239V238H14ZM32 239V240H33ZM92 240L94 238H91ZM114 239V238H113ZM112 239V241L114 242V240ZM5 240V239H4ZM3 240V241H4ZM11 240H12V236H11ZM16 240V239H15ZM39 240V241H40ZM89 240V239H88ZM97 240L96 238L93 240V242L91 244H95L94 246H90L89 244H87V247L85 245V247H82L80 250L77 251V254H76V259H81L80 257H83L86 258V260L84 259V261H79V263L77 264H104V260L103 258L104 257H99V256H103V254H100V252L102 253L101 251V247H100V244L98 245V241H95ZM100 240V239H99ZM29 241V240H28ZM33 241V242H34ZM35 241V242H36ZM38 241V242H39ZM67 241V240H66ZM65 241V242H66ZM95 241V242H94ZM8 242H10L8 240ZM41 242V241H40ZM45 242V241H44ZM49 242V241H48ZM101 242V241H100ZM257 243V242H256ZM8 244V243H7ZM11 244V243H10ZM31 243H29L30 245ZM39 244V243H38ZM13 245V244H11ZM10 245V246H11ZM22 245V244H21ZM181 244H173V245H168L167 248H163L158 254H149L147 253V255H149V263H151V261L154 263V264H159L161 261H158V259L160 260V256L161 254L162 255H165L169 258V260L172 259V256L171 254H173L176 247H180ZM7 245L5 244V247ZM23 246V245H22ZM33 246V245H32ZM54 246V247H53ZM60 246V245H59ZM112 246V245H111ZM114 246V245H113ZM182 246V245H181ZM18 247V246H17ZM26 247V245H25ZM64 247V246H63ZM100 247V248H99ZM150 247V246H149ZM24 248V246H23ZM33 250L32 248H35L34 247H29L28 246V250L26 252V259H28L30 257V255L32 254L30 252V249ZM39 248V247H38ZM56 248V249H55ZM186 248V247H185ZM5 249V248H4ZM15 249V248H14ZM25 249V248H24ZM36 249V248H35ZM65 249V248H64ZM150 250V248H148ZM8 250V249H7ZM26 250V249H25ZM37 250V249H36ZM147 250V251H149ZM153 248H151V252H152ZM189 250V249H188ZM187 250V251H188ZM35 251V250H34ZM33 251V252H34ZM39 251H35V253H39ZM30 252V253H29ZM191 251H189V254H190V257L186 260H184V264H199V262L202 261V256H203V252H193V253H190ZM261 250H257V251H252V252H249L248 249H246L244 246H239V247H234V249L232 250H228L226 251L225 253H214L212 255V259L214 261L215 264H264V254H260ZM16 253V252H15ZM21 253V252H20ZM23 253V252H22ZM21 253V254H22ZM25 253V252H24ZM23 253V254H24ZM37 253V254H38ZM59 253V252H58ZM85 255H84V254ZM186 253V252H185ZM184 253V254H185ZM262 253V252H261ZM17 254H19L17 252ZM20 254V255H21ZM32 254L31 257H34ZM100 254V255H99ZM142 253H139V255H141ZM0 255H2L0 253ZM29 255V256H28ZM53 255V256H52ZM62 255V254H61ZM60 255V256H61ZM151 255V257H150ZM262 255V256H261ZM87 256V257H86ZM164 256V257H165ZM188 256V255H187ZM1 257V256H0ZM28 257V258H27ZM30 257V258H31ZM162 257V256H161ZM185 257V255H184ZM258 257V258H257ZM54 258V257H53ZM52 258V259H53ZM62 258V256H61ZM67 258V257H65ZM62 259V261L60 260V263L64 264V261H65V264H67V261L66 259ZM102 258V259H101ZM181 258V257H180ZM51 259V260H52ZM101 259V260H100ZM4 260V259H3ZM1 260V261H3ZM103 260V262H102ZM162 260V259H161ZM206 260V258L204 259ZM29 260H27V263H28ZM77 261V260H76ZM209 261V260H208ZM102 262V263H101ZM143 262V261H142ZM26 263V264H27ZM59 263V261L57 262ZM69 263V262H68ZM76 263V262H75ZM204 263V262H203ZM54 264V262H53ZM56 264V263H55ZM70 264H73V262L71 261Z\"/></svg>", "mask_w": 264, "mask_h": 264}]
</instances>
